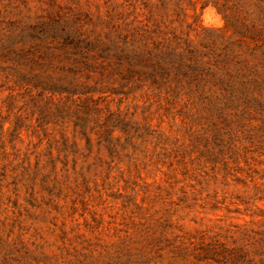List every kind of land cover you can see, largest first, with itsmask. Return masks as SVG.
Masks as SVG:
<instances>
[{
	"label": "rangeland",
	"instance_id": "obj_1",
	"mask_svg": "<svg viewBox=\"0 0 264 264\" xmlns=\"http://www.w3.org/2000/svg\"><path fill=\"white\" fill-rule=\"evenodd\" d=\"M0 264H264V0H0Z\"/></svg>",
	"mask_w": 264,
	"mask_h": 264
}]
</instances>
